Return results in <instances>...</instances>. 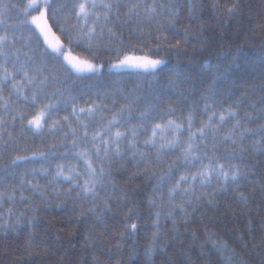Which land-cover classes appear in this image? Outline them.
<instances>
[{
  "label": "trees",
  "instance_id": "trees-1",
  "mask_svg": "<svg viewBox=\"0 0 264 264\" xmlns=\"http://www.w3.org/2000/svg\"><path fill=\"white\" fill-rule=\"evenodd\" d=\"M4 2L8 3L9 0ZM20 2L21 0H11V3L15 4ZM24 2L26 3V0ZM61 2L63 0H54V3ZM193 2L199 6L198 14L190 18L185 3L180 13L181 23L176 26L180 30V36L176 39H183L184 29H189L187 45H184V50L179 54L161 50L159 56L165 58L167 64L151 73L113 72L109 70V64L116 62V48H124L129 40L132 43L143 40L149 47L153 46L154 42L146 34L151 31L155 35L157 21L151 24L143 22L140 26L145 35L130 37L129 31L136 26L135 23L124 25L113 20L108 26L113 27L116 37L109 39L106 30L104 35L100 36L98 30L97 36L91 41L93 47L89 49V41L82 39L73 28L75 18L68 19L66 13L57 14L49 21L52 29L49 40L53 44H62L67 49L64 55L74 61L88 59L97 64H104L95 74L72 73L67 83L62 82L66 78L67 61H64L63 57L55 59L48 56L42 38L39 46L33 41V59L37 65L46 68L44 75L49 77L45 91L52 93L60 89L63 95L52 101L59 102V110L52 114L51 120L40 132H34L28 127L22 128V124L26 125V120L14 121L12 116L15 112H5L4 108L0 107V119L3 120V123H0V191L6 193L4 200L0 202V225L15 224L16 217L21 213H24V224L33 212L37 216L36 238L32 247L28 246V227L22 226L16 230L0 227V264H96V261L98 264H264L262 154L249 153L246 157L249 167L244 171L248 173V179L241 181L239 189L247 197L246 202H241L238 194L229 186L227 192L217 191L212 203L207 199L194 201L193 206L187 209V218L183 217L179 210L172 218L167 217L166 214L170 210L168 185L159 189L163 195V200H160L154 192L157 182L152 178V174L158 175L161 169L166 170L167 164L175 159L178 153H169L162 157L160 162H157L156 153L150 148L143 149L149 153L146 162H139V158L134 160L130 156L114 158L109 171L116 189L112 188L106 178L104 189H98L96 213L89 211L93 206L91 196H78L79 189L73 188L71 183L62 178L53 179L55 165L61 162L59 157L66 151L64 145L72 139L70 128L62 118L68 116L71 127H78L72 117L73 103L77 107H86L87 102L94 101L105 107L104 115L110 117L111 112L121 105L139 98L132 104L134 113L152 104L156 108L155 116L179 122L190 111L195 110L197 115L194 127H199L200 121H206V116L199 114V109H202L206 102L205 97H209L208 103L215 102L217 111L238 106L236 111L240 117L246 113L255 116L256 112L264 108V0H240V14L227 22L220 19L209 7L213 0ZM225 2L231 3V0H220L222 4ZM123 11L121 9L122 13ZM11 15L15 17L17 11L13 10ZM158 21L163 24L165 18L159 17ZM69 33L71 40L68 38ZM24 35L27 37V31ZM169 36L171 37L170 33ZM170 42L174 43L175 40L170 39ZM238 48L243 50L238 53ZM234 57H238L235 63ZM176 68L186 72L188 80L177 77ZM218 68L220 71L228 68L227 74L216 84L214 93H209L211 77L216 74ZM170 82H175L176 86H171ZM160 89H166L165 93L161 94ZM9 90L5 89L6 97ZM11 100L16 102V108H23L26 112L32 111L29 105L17 101L15 96L11 97ZM253 105L256 111L253 110ZM169 107L175 110L171 116L168 115ZM53 120H60L61 127L52 130L50 124ZM87 122L91 125L89 132L93 131L101 122L100 114ZM155 122L158 121H152ZM132 123L139 121L133 119ZM232 123L234 121L224 126L221 135L232 127ZM259 123L260 120H253L248 126L254 128ZM82 132L83 129H78V134ZM65 133H68L67 138ZM257 139L258 136L248 137L245 145ZM142 140L143 137L141 143ZM229 147L231 145H220L221 151ZM34 151H52L57 159L49 158L45 162L37 157L32 162L21 161L11 171H5V166L17 155L31 157ZM71 162L76 163L74 160ZM42 166L49 169L47 176L39 172L33 176L31 170H39ZM146 168L148 175L145 174ZM183 171V168L179 169L175 176L178 177ZM25 173L26 179L32 180L33 183L39 181L43 195L41 191H33L25 184L23 195L27 199L21 201L20 179ZM215 187L214 182L213 186L198 190L197 195L199 191L212 193ZM70 188H73L71 192L68 191ZM13 189L14 201H9L7 196L13 194ZM109 193L113 197L126 194V201L120 204H117L115 199L110 201L112 211L105 216V227L97 222V216L103 208L99 198ZM150 198L156 199L157 204L161 206L150 207ZM133 203L137 205L139 218L135 219V222L139 230L135 236L120 241L117 247L119 233L124 230V213ZM9 208L12 209L11 215ZM156 211L161 212L159 236L155 241L154 251L147 253L152 232L155 231L153 220ZM173 219L176 220L175 226ZM241 236L243 241L240 240Z\"/></svg>",
  "mask_w": 264,
  "mask_h": 264
},
{
  "label": "snow or ice",
  "instance_id": "snow-or-ice-1",
  "mask_svg": "<svg viewBox=\"0 0 264 264\" xmlns=\"http://www.w3.org/2000/svg\"><path fill=\"white\" fill-rule=\"evenodd\" d=\"M187 4L189 17L198 14L199 6L193 0H63L61 3H54V0H21L19 4L5 3L0 0V107H3L5 112H15L12 119L26 120V125L34 132H40L45 124L51 120L52 114L59 110L58 103L52 102L54 99L62 96L60 89L49 93L45 91L49 77L44 75L46 68L37 65L33 59L34 49L32 48L33 41L39 46L42 42L46 45L45 52L48 56L55 59L63 57L67 61L65 66L66 78L63 83H67L71 78L72 73H93L100 71L104 64H97L88 59L73 60V58L65 56L67 49L59 42L53 44L49 40L51 33V25L49 21L54 19L57 14L66 13L67 18H75V28L78 35L89 41L88 47L91 49L93 44L92 39L99 35L103 36L107 31L109 39L116 37V32L113 27L108 25L115 20L117 24L121 22L124 25H132L135 27L129 31L130 37L145 35L144 29L140 26L143 22L151 24L157 21L155 35L150 31L146 35L154 42L153 46L149 47L148 43L143 40L137 43H129L124 48H116V62L110 63L112 68L135 67L141 69L157 70L160 66L166 65L167 60L159 56L161 50L165 52H176L179 54L184 50V45L188 43L189 29H184L183 39H176L180 36V30L177 29V24L181 23L180 13L184 9V4ZM211 9L219 16L220 19L227 22L228 20L238 16L241 12L240 0H231V3H220V0H213L209 5ZM123 9V13L121 12ZM17 11V15L13 17L11 12ZM164 17L165 22L159 23L158 18ZM28 35L25 37L24 33ZM171 34V37L169 36ZM122 35V33H121ZM71 40V33H69ZM118 39V38H117ZM174 39L175 42H170ZM122 44L123 41H120ZM147 48V51H145ZM243 49L238 48L237 52ZM142 53L137 55L136 53ZM131 53V54H128ZM238 57L233 58L235 63ZM43 63V62H42ZM63 63V62H62ZM231 67V66H229ZM228 68L223 71L217 69L216 74L211 77V83L208 86V92L214 93L216 84L227 74ZM176 75L182 80H188V74L181 72L176 68ZM171 86L175 87V82H170ZM5 89L8 91V96L4 95ZM166 89H160L159 92L164 94ZM15 96L17 101H23L32 109L26 112L23 108H16L15 101L11 97ZM139 98H135L130 103L121 105L120 108L111 112L110 117H106L105 107L94 101L87 102L86 107H77L75 103L72 106V117L77 122V128H72L69 122V117L62 118L65 124H68L72 136L71 141L65 144L66 151L61 154L59 159L61 162L55 165L53 179L62 178L73 185V188L79 189L77 195L81 194L87 198L91 196L92 207L89 209L91 213L97 212V199L99 197L98 189L103 190L105 187V179L108 178V183L116 189V185L111 181V168L114 158L130 156L132 159L139 158V162H146L149 153L143 149L150 148L156 153V160L160 162L162 157L169 153L176 154L175 159L167 164V169H161L159 174H152V178L157 182V189L154 192L163 200V195L159 189L163 185H168L167 197L169 203V211L167 217L172 218L174 213L179 210L185 218L189 216L188 208L193 206L194 201L207 199L212 203L215 199V194L219 192H227L229 186L231 190L238 194L241 202H246L247 197L239 191L242 180L248 179V173L244 171L249 167L246 163V157L249 153L264 155V108L256 112L255 116L245 114L239 116L236 111L238 106L229 108H221L219 111L215 109V102L208 103L209 97H205V104L202 109H199V114L206 116V121H200L199 127H194L196 123L197 112L190 111L183 120L177 121L171 118L155 116L156 108L149 104L142 111L134 113L132 107ZM49 101L44 103V101ZM159 97H157V102ZM66 103V101H62ZM264 103V101H262ZM253 110L256 111L253 105ZM174 109L169 107L168 115L174 114ZM97 114H100L101 122L89 132L90 123L87 122L95 119ZM84 119H81V117ZM135 119L139 123L133 124ZM153 120L158 122L152 123ZM253 120H260L256 127H249L248 123ZM230 121L232 127L221 135V131ZM0 123L3 120L0 119ZM61 127L60 120H53L50 124L52 130ZM78 129H83V132L78 134ZM68 133H65L67 138ZM258 136L259 139L252 140L248 145H245V140L248 137ZM141 137H143L141 143ZM231 145L223 151L220 145ZM56 146L54 145L53 148ZM37 157L47 162L49 158L57 159L54 152L49 151H34L29 156L17 155L7 166L5 171H11L18 166V163L32 162ZM76 161L72 163L71 161ZM81 162L83 169L81 170ZM183 168L184 171L178 176L175 173ZM33 176L37 172L47 176L48 168L43 166L37 170L33 168ZM145 174L148 175L146 168ZM22 176L20 179L21 201L27 199L23 195V187L25 184L30 186L33 191H41L39 181L33 183L32 180ZM52 181H49L51 183ZM215 189L212 193L199 191L213 186ZM73 188L68 191L71 192ZM264 188V184H262ZM6 193L0 191V202L5 198ZM15 189L13 194L8 195L9 201H14ZM179 198V202H177ZM115 199L117 204L126 201V194L121 197H113L111 193L105 197H100V202L103 203V208L100 209V214L97 216V222L107 227L105 216L111 213L112 208L110 201ZM150 207L159 208L156 199H149ZM59 207V205H57ZM9 215L12 209H8ZM2 215V213H0ZM24 213L16 217L15 224L0 225V227L12 228L16 230L19 227L26 226L29 228L28 246L32 247L35 242V226L37 224V216L35 212L28 217L27 223H23ZM137 205L133 203L124 213V230L119 233L117 247L120 241L135 236L139 230L135 219H138ZM161 212H155L152 232V238L149 246L146 249L147 253H151L155 249V241L159 236V222ZM128 221H132L128 223ZM175 226L176 220H172ZM251 221H249V225ZM243 236L240 240L243 241ZM87 242V241H86ZM215 246V245H214ZM246 246V245H245ZM96 261V258H93ZM98 264V261H96Z\"/></svg>",
  "mask_w": 264,
  "mask_h": 264
},
{
  "label": "rangeland",
  "instance_id": "rangeland-1",
  "mask_svg": "<svg viewBox=\"0 0 264 264\" xmlns=\"http://www.w3.org/2000/svg\"><path fill=\"white\" fill-rule=\"evenodd\" d=\"M109 70L110 71H113V72H120V71H138V72H145V73H151V72L156 71V70H152V69L145 70V69L135 68V67H122V68H112V67H109ZM85 73H87V72H85Z\"/></svg>",
  "mask_w": 264,
  "mask_h": 264
}]
</instances>
